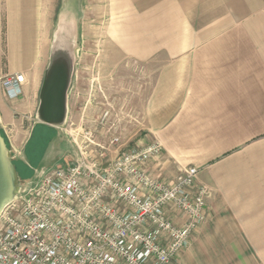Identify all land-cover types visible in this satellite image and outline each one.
<instances>
[{"label": "crops", "instance_id": "obj_1", "mask_svg": "<svg viewBox=\"0 0 264 264\" xmlns=\"http://www.w3.org/2000/svg\"><path fill=\"white\" fill-rule=\"evenodd\" d=\"M36 2L0 0L8 62L31 61L16 47L30 46L29 16ZM147 3L142 22L131 28L141 35L131 41V64L138 66L130 68L141 70L127 68L122 77L116 72L104 83L109 93H95L76 122L70 115L67 75L60 86L61 111L53 119L54 112H43L41 79L20 68L6 70L0 78L23 73L26 82L18 98H9L0 84V125L8 130L40 105L36 123L50 125L53 132L37 164L49 159L56 137L68 144L61 162L46 168L39 164L40 178L78 158L70 135L81 128L109 145L111 157L128 145L157 140L163 152L150 165L152 175L170 182L195 166V185L210 191L207 218L196 229L210 245V254L221 255L222 264H264V0ZM104 111L108 119L99 125ZM113 136L119 141L110 145ZM210 227V234L204 232Z\"/></svg>", "mask_w": 264, "mask_h": 264}, {"label": "built area", "instance_id": "obj_2", "mask_svg": "<svg viewBox=\"0 0 264 264\" xmlns=\"http://www.w3.org/2000/svg\"><path fill=\"white\" fill-rule=\"evenodd\" d=\"M25 82L23 73L0 78L9 98ZM70 137L78 158L18 190L0 212V264H171L207 218L210 191L195 185L199 169L166 182L150 171L163 152L157 140L111 157L91 129Z\"/></svg>", "mask_w": 264, "mask_h": 264}, {"label": "rangeland", "instance_id": "obj_3", "mask_svg": "<svg viewBox=\"0 0 264 264\" xmlns=\"http://www.w3.org/2000/svg\"><path fill=\"white\" fill-rule=\"evenodd\" d=\"M147 2L148 0H37V5L29 16L32 22L29 30L30 46L25 47L23 43L21 48L16 47L20 54L21 49L27 52L31 58L28 63H11L6 59L5 31L1 17L0 73L6 74V70L17 68L31 71L32 75L41 79L42 92L51 71L55 75L52 80L56 84L54 86L59 84L63 87L67 75L72 87L69 96L70 115L71 120L76 122L85 104H93L95 93H109V88L104 83H109L110 77L116 72L122 77L127 68L134 72L141 70L140 67L130 68L132 65L138 66L131 64V41L141 35L140 30L131 28L142 22V11ZM61 16L65 30L60 26ZM21 32L25 35L26 29L23 28ZM40 108L39 105L38 110L21 118L17 114L18 121L8 130L0 125V132L16 171L17 191L40 178L39 164L44 165L43 168L56 165L68 151L67 142L56 137L49 159L37 164L47 139L53 132L50 125L36 123L40 122L37 119H41ZM211 231L212 227L206 228L204 232L210 234ZM193 238L188 249L171 264H222V256L210 254V245L203 236L195 231Z\"/></svg>", "mask_w": 264, "mask_h": 264}, {"label": "water", "instance_id": "obj_4", "mask_svg": "<svg viewBox=\"0 0 264 264\" xmlns=\"http://www.w3.org/2000/svg\"><path fill=\"white\" fill-rule=\"evenodd\" d=\"M46 84L43 90L44 102L42 104L44 115H51L54 112V118L61 111V88L59 84ZM55 91L54 98L52 93ZM54 99V101H53ZM18 188L17 176L12 161L8 155L5 139L0 132V212L5 205L13 198Z\"/></svg>", "mask_w": 264, "mask_h": 264}, {"label": "bare ground", "instance_id": "obj_5", "mask_svg": "<svg viewBox=\"0 0 264 264\" xmlns=\"http://www.w3.org/2000/svg\"><path fill=\"white\" fill-rule=\"evenodd\" d=\"M63 17L61 16V21H60V26H61V29H63V30H65L66 28H65V25L62 23V21H63V19H62ZM54 71H51L49 74H48V84H50V83H52V80H53V78L55 77V75H54V73H53ZM44 112V111H43ZM45 113V112H44Z\"/></svg>", "mask_w": 264, "mask_h": 264}]
</instances>
